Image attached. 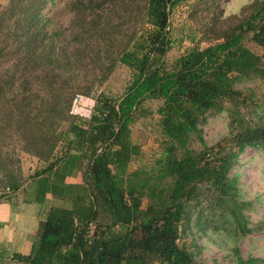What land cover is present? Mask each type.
Instances as JSON below:
<instances>
[{"label": "trees", "instance_id": "16d2710c", "mask_svg": "<svg viewBox=\"0 0 264 264\" xmlns=\"http://www.w3.org/2000/svg\"><path fill=\"white\" fill-rule=\"evenodd\" d=\"M55 1L9 0L0 8L1 198L19 191L25 200L45 202L51 194L58 201L40 220L31 253L14 257L27 264H197L180 244L181 225L203 200L211 214L221 210V220L229 216L239 231L252 232L231 171L247 147H264V92L249 102L236 87L253 77L264 83V51L257 50L264 49V0L214 30V42L173 62L166 60L171 13L188 0H67L75 41L62 38ZM98 47L109 60L97 63L100 84L118 64L130 68L131 81L120 96L84 87L95 105L83 117L71 112L74 82ZM149 98L163 100L161 149L151 165L132 169L141 153L132 124ZM225 100L238 108L232 131L208 145L200 122L212 109L223 111ZM194 139L201 149L191 146ZM21 152L40 164L27 177ZM77 172L82 182H68ZM234 264L264 258H244L236 246Z\"/></svg>", "mask_w": 264, "mask_h": 264}, {"label": "rangeland", "instance_id": "374dc122", "mask_svg": "<svg viewBox=\"0 0 264 264\" xmlns=\"http://www.w3.org/2000/svg\"><path fill=\"white\" fill-rule=\"evenodd\" d=\"M252 1L254 0H188L176 5L170 19L173 45L166 54V60L173 62L196 44L205 47L214 42V30H221L232 24L237 20L235 15L242 16L243 8ZM67 2L55 1V21L62 27V38L75 41L69 25L72 14L66 9ZM8 3L9 0H0V8ZM257 50L260 53L264 51L262 48ZM88 53L91 60L84 62V67L82 64L74 82L77 93L89 96L82 89L92 83L95 84L93 93L100 90L115 96L124 93L131 81L130 68L118 64L109 78L100 84L102 74L97 63L109 62L107 52L98 47ZM236 87L247 95L249 102L263 99L264 83L257 77L238 81ZM162 101L156 98L147 99L141 114L132 124L133 140L141 146V153L132 162V169L139 165H151L159 155L162 137L158 126V108ZM224 103L223 111L212 109L200 122L208 145L223 141L232 131V112L238 108L233 101L225 100ZM241 112L250 119L247 106L241 107ZM191 146L201 149L197 139L192 141ZM20 156L22 169L27 177L36 171L40 164L38 158L26 152H21ZM231 175L238 176L239 198L248 217V227L254 230L246 233L239 231L229 216L226 218L228 221L221 220V210H217V214H211L213 210L205 207V200L193 203L188 217L181 225L180 244L193 252L197 264H234L236 246L240 248L244 258H264V147H247L232 169ZM1 195L0 192V198Z\"/></svg>", "mask_w": 264, "mask_h": 264}, {"label": "crops", "instance_id": "0c3cea01", "mask_svg": "<svg viewBox=\"0 0 264 264\" xmlns=\"http://www.w3.org/2000/svg\"><path fill=\"white\" fill-rule=\"evenodd\" d=\"M67 181L82 182L81 172L68 176ZM6 196L0 198V264H27L14 254L31 253L39 222L54 199L48 194L45 202L25 200L24 193L19 191Z\"/></svg>", "mask_w": 264, "mask_h": 264}, {"label": "built area", "instance_id": "2783aa9c", "mask_svg": "<svg viewBox=\"0 0 264 264\" xmlns=\"http://www.w3.org/2000/svg\"><path fill=\"white\" fill-rule=\"evenodd\" d=\"M95 105V99L92 96H86L81 93H77L74 96L71 112L73 114L90 117Z\"/></svg>", "mask_w": 264, "mask_h": 264}]
</instances>
